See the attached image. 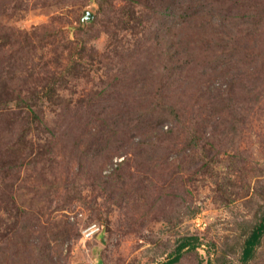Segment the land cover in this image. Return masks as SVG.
<instances>
[{
	"label": "rangeland",
	"instance_id": "obj_1",
	"mask_svg": "<svg viewBox=\"0 0 264 264\" xmlns=\"http://www.w3.org/2000/svg\"><path fill=\"white\" fill-rule=\"evenodd\" d=\"M262 221L264 0H0V264H264Z\"/></svg>",
	"mask_w": 264,
	"mask_h": 264
},
{
	"label": "trees",
	"instance_id": "obj_2",
	"mask_svg": "<svg viewBox=\"0 0 264 264\" xmlns=\"http://www.w3.org/2000/svg\"><path fill=\"white\" fill-rule=\"evenodd\" d=\"M264 235V221L257 225L251 234L247 237L245 241V247L243 249L242 260L243 262H248V260L253 256L257 245L260 243L262 236ZM199 242L198 236H186L183 237L176 247L173 255L163 264H173L177 262L184 254L188 248H197ZM198 264H205L204 261L200 260Z\"/></svg>",
	"mask_w": 264,
	"mask_h": 264
},
{
	"label": "water",
	"instance_id": "obj_3",
	"mask_svg": "<svg viewBox=\"0 0 264 264\" xmlns=\"http://www.w3.org/2000/svg\"><path fill=\"white\" fill-rule=\"evenodd\" d=\"M93 17V15L89 12L88 14H87V16L85 17V19H91Z\"/></svg>",
	"mask_w": 264,
	"mask_h": 264
}]
</instances>
